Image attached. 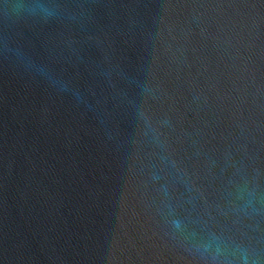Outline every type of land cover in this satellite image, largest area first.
<instances>
[{"label": "water", "instance_id": "obj_1", "mask_svg": "<svg viewBox=\"0 0 264 264\" xmlns=\"http://www.w3.org/2000/svg\"><path fill=\"white\" fill-rule=\"evenodd\" d=\"M20 2L0 264H264V0Z\"/></svg>", "mask_w": 264, "mask_h": 264}, {"label": "clouds", "instance_id": "obj_2", "mask_svg": "<svg viewBox=\"0 0 264 264\" xmlns=\"http://www.w3.org/2000/svg\"><path fill=\"white\" fill-rule=\"evenodd\" d=\"M55 5L52 0H21L17 11L26 14H51L54 11ZM244 264H247L246 257L244 258Z\"/></svg>", "mask_w": 264, "mask_h": 264}]
</instances>
